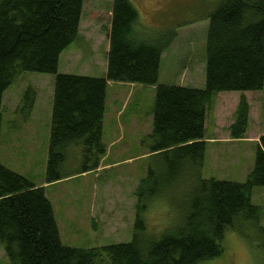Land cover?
I'll return each mask as SVG.
<instances>
[{
	"label": "trees",
	"instance_id": "trees-1",
	"mask_svg": "<svg viewBox=\"0 0 264 264\" xmlns=\"http://www.w3.org/2000/svg\"><path fill=\"white\" fill-rule=\"evenodd\" d=\"M83 2L0 0V131L2 95L14 79L26 71L54 74L45 183L92 172L107 152L102 123L108 82L153 86L152 129L144 139L152 163L135 191L133 233L127 242L63 245L44 188L0 163V246L8 264H196L223 253L226 230L252 237L264 249V211L252 203L254 187H264V135L242 182L202 176L213 97L243 92L227 127L231 138L240 139L250 111L244 92L264 87V0H220L207 15L203 88L158 83L175 30L146 36L134 24L138 13L130 0L111 2L105 76L58 73L60 54L78 35ZM161 192L176 221L152 236L142 211ZM243 228L253 229L251 237Z\"/></svg>",
	"mask_w": 264,
	"mask_h": 264
},
{
	"label": "rangeland",
	"instance_id": "rangeland-1",
	"mask_svg": "<svg viewBox=\"0 0 264 264\" xmlns=\"http://www.w3.org/2000/svg\"><path fill=\"white\" fill-rule=\"evenodd\" d=\"M219 1L130 0L138 13L134 24L146 36L156 38L165 30H175V38L160 60L158 83L204 87L207 15ZM111 2L84 0L78 35L61 54L58 73L105 74ZM53 86L54 74L26 71L14 79L1 100L0 163L35 185L45 182ZM27 89L33 91V103ZM242 93L219 92L207 108L206 136L212 141L207 139L204 178L242 182L253 166L255 143L264 135V87L244 92L250 105L248 128L243 138L233 139L227 127ZM153 101V86L108 82L102 123L107 152L99 167L45 188L56 211L63 245L85 249L130 241L135 191L152 163L144 139L152 129ZM74 165L71 161L67 167L70 170ZM252 203L264 211V187H254ZM142 220L152 236H159L176 221L164 192L148 200ZM243 231L250 237L253 234L252 228ZM222 246L220 256L196 264H264V249L256 239L245 238L236 230L225 231ZM0 264H8L1 246Z\"/></svg>",
	"mask_w": 264,
	"mask_h": 264
},
{
	"label": "crops",
	"instance_id": "crops-1",
	"mask_svg": "<svg viewBox=\"0 0 264 264\" xmlns=\"http://www.w3.org/2000/svg\"><path fill=\"white\" fill-rule=\"evenodd\" d=\"M108 30H109V28H108ZM108 34H107V38H108ZM108 49H109V42H108V40L106 41V46H105V53H107L108 52ZM63 53V52H62ZM61 53V54H62ZM61 54H60V56H61ZM60 56H59V60H60ZM59 60H58V62H59ZM104 69V68H103ZM105 74H106V67H105ZM105 74L103 75V76H105ZM103 76H100V77H103ZM109 83H112V82H109ZM117 84H124V83H117ZM131 85H133V84H131ZM206 125V124H205ZM206 131H205V139H206V147H208L209 146V142H207V139H209V137H207L206 136V134H207V125H206ZM205 139H204V141H205ZM209 140H211L212 141V139L210 138ZM258 141V140H257ZM257 141H256V143H257ZM256 143H255V146H256ZM207 154H205V160L207 161ZM104 160V159H103ZM207 164V163H206ZM204 165H205V161H204ZM89 173V172H88ZM84 174H87V173H84ZM68 179V178H67ZM63 180H65V179H63ZM63 180H60V181H57V182H61V181H63ZM53 183H55V182H53ZM50 185V183L49 184H47V183H45V182H43V183H41V184H36V186H39V187H43L44 188V191H45V188H47V186H49ZM45 195H47V193H46V191H45ZM47 197V196H46ZM53 211H54V216H55V214H56V211H55V208H53ZM57 227H58V224H57ZM58 230H59V227H58Z\"/></svg>",
	"mask_w": 264,
	"mask_h": 264
}]
</instances>
